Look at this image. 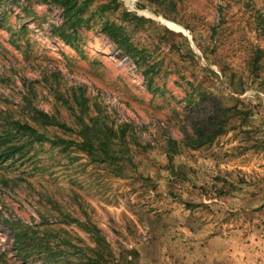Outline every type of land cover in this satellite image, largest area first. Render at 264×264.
Masks as SVG:
<instances>
[{
  "label": "rangeland",
  "instance_id": "374dc122",
  "mask_svg": "<svg viewBox=\"0 0 264 264\" xmlns=\"http://www.w3.org/2000/svg\"><path fill=\"white\" fill-rule=\"evenodd\" d=\"M116 1L87 8L72 47L59 6L0 0V133L35 111L75 142L128 125L118 161L41 142L0 162V264H86L98 236L105 264H264V0Z\"/></svg>",
  "mask_w": 264,
  "mask_h": 264
},
{
  "label": "trees",
  "instance_id": "16d2710c",
  "mask_svg": "<svg viewBox=\"0 0 264 264\" xmlns=\"http://www.w3.org/2000/svg\"><path fill=\"white\" fill-rule=\"evenodd\" d=\"M51 4L59 6L63 10L64 26L57 33L67 45L75 46L77 29L86 27L89 28L91 18L85 17L84 14L87 8L99 1L98 12L103 15L106 12L117 11L116 0H48ZM101 31L109 37L127 56L134 59V63L138 55L132 43L129 41L124 27L117 25L114 22L105 20L101 25ZM142 61V60H140ZM150 71V70H149ZM149 71L143 73L147 81L150 83ZM32 124L15 120H5L2 122L3 131L0 133V162L9 157L20 153L29 143L49 142L52 144L66 145L67 147H76L78 151L86 154L89 158L98 162H114L118 161V151L113 144V138L122 141L126 137L128 125L119 126V134L113 136V131L106 125H97L96 123L84 125L80 128V142L74 140H65L61 138H49L41 128H54L61 126V123L54 117L45 113L35 111ZM199 128V129H198ZM193 130L194 133H184V143L192 149L200 148L204 143L210 142L213 138L219 135L221 124L209 134L204 135V127H198ZM198 139V140H196ZM95 234L98 232L95 230ZM25 237V236H24ZM99 241H95L97 250H92V256L87 259L86 264H105V256L99 250L102 243V238L98 236ZM110 256V253L107 254Z\"/></svg>",
  "mask_w": 264,
  "mask_h": 264
}]
</instances>
